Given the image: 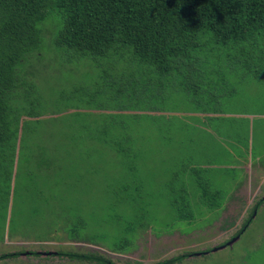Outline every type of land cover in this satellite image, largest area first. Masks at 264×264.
Masks as SVG:
<instances>
[{
	"label": "rangeland",
	"instance_id": "obj_1",
	"mask_svg": "<svg viewBox=\"0 0 264 264\" xmlns=\"http://www.w3.org/2000/svg\"><path fill=\"white\" fill-rule=\"evenodd\" d=\"M59 23H62L60 17L52 16L40 29L44 34V29L49 28L51 35H55L60 29ZM45 45L43 42L42 47ZM208 58L203 62L207 92L196 95L195 99L201 100L197 106L191 95L182 94L175 88L170 94L144 93L143 99L137 101L124 97L111 100L105 96L114 92L95 94V89L107 83L103 72L108 71V63L99 68L89 60L75 58L67 61L54 57L29 60L19 66V76L33 78L38 90V102L22 111L50 117L72 111L62 121L63 125L81 117L78 114L81 109L159 108L160 113L153 115L159 123L155 132L156 146L150 154L154 163H150L151 170L144 174V177H152L154 182L145 188L141 186L144 199L142 203L140 201V209L146 213L150 225L148 229H139L134 243L126 250L123 244L130 243L124 241L126 236L122 233L117 234V239L113 236L120 231L119 223L124 220L120 218L119 223L112 221L115 218L113 215L119 214L118 207L126 210L132 204L126 201L129 193L121 201L116 200V188L111 186L114 175L99 177L97 181L101 186L91 187L90 181H94L95 177L88 176L82 167L75 168V161L70 160L75 155L72 153L65 155L67 158L58 164V168L66 167L63 175L68 170L71 180L64 178V186L56 189L55 172L49 178L51 180L40 179L39 174L34 176L29 164L22 166L21 163L16 176L19 180L12 189L13 198L5 204V208L0 209V255L36 252L41 256H21L0 264H89L52 256L58 252L93 254L114 264H156L183 254L198 256L231 241L252 215L256 203L264 198V77L258 79L251 72V61L247 65L236 61L225 64L216 56L210 61ZM126 64H117L114 70L116 78L121 76L119 72L127 74L150 70L145 66ZM140 75L144 76L136 74L134 79L139 80ZM222 80L225 86L211 87ZM12 105L15 107V103L12 102ZM200 109H213L217 113L209 115L202 125L196 115L186 117ZM167 124L171 130H168ZM56 126L55 122L49 124V132L52 133L49 146L54 147L55 155L56 142L64 138L57 136V131L62 133L63 130H57ZM140 129L147 138L153 134L152 130L143 126ZM191 131L196 140L189 141L188 145L186 141ZM87 149L84 147L81 151ZM145 150L149 151L146 145ZM147 152H144L145 155ZM119 154L123 153H115L113 159L120 160ZM251 170L256 177L253 184L255 205H249L252 198ZM12 172L15 175L16 171ZM23 172L29 173L34 180L23 185L28 192L17 185V181H22L20 176ZM74 181L78 186L72 184ZM47 184H52L54 189L51 190ZM237 186L240 187L239 203L232 205L230 210L222 211L224 201L221 200L208 205L201 203L203 197H221L235 191ZM60 188L63 191L59 192ZM258 188H261L260 193ZM61 195L68 198L61 199ZM179 198L188 200V207L172 203ZM79 216L87 225L71 236ZM92 218L96 221L91 222ZM106 218L109 223L102 235L110 237L106 241L90 237L92 234L100 235L96 231H99L96 223ZM90 229H94L93 233ZM75 235L80 237L75 238ZM120 241L122 245H119ZM50 253V256H45ZM182 264H264V204L253 214L250 227L232 247L190 258Z\"/></svg>",
	"mask_w": 264,
	"mask_h": 264
},
{
	"label": "trees",
	"instance_id": "obj_2",
	"mask_svg": "<svg viewBox=\"0 0 264 264\" xmlns=\"http://www.w3.org/2000/svg\"><path fill=\"white\" fill-rule=\"evenodd\" d=\"M52 16H59L62 20L58 24L60 29L51 35V30L44 26L43 34L40 26ZM43 42L46 45L42 47ZM215 56L225 64L236 61L247 65L251 61V72L258 79H263L264 0H0V209L13 198V186L19 180V177L16 179L19 164H29L34 176L39 174L44 180H51L49 178L55 172L58 189L64 186V178L71 180L68 170L63 175L66 167L58 168V164L67 158L65 155L75 153L71 162L75 161L76 169H86L88 176L114 175L111 186L116 188V200L121 201L129 193L126 201L131 202V207L126 210L118 207L119 214H114L112 221L119 223L123 218L122 224L119 223L120 231L113 236L117 239V234L125 235L124 241L130 243L123 246L129 250L139 229H148L150 225L146 213L140 209V201L142 203L144 199L141 186L145 188L154 182L152 177H144L151 170V150H145V145L147 149L149 147L150 138L139 130L141 126L149 128V117L145 113H151L152 117L160 113L159 108L81 109L78 114L82 116L64 126L62 121L72 111L54 117L24 112L27 106L32 107L38 102V90L33 78L19 76L18 68L29 60L54 57L67 61L75 58L89 60L99 68L108 63V71L103 72L107 83L95 89V94L114 92L105 96L111 100L124 97L137 101L143 99L144 93L170 94L175 88L195 99L196 95L207 92L203 62H206L205 58L209 57L207 60L210 61ZM122 63H127L125 66H145L150 70L119 72L121 76L116 78L114 70L117 64ZM136 74L144 76L140 75L139 80H135ZM223 81L211 87L225 86L221 83ZM200 101L198 98L193 103L197 106ZM215 112L213 109H200L195 113L216 115ZM192 113L194 111L186 117L191 118ZM54 122L57 130H63L62 133L57 131V136L64 137L55 144L56 155L54 147L49 146L52 134L49 124ZM190 129L187 128V132ZM195 140L191 131L186 142L189 145V141ZM84 147L88 149L82 152ZM115 153H123L119 154L120 160L113 159ZM12 170L16 171L15 175ZM29 176L23 172L20 176L22 181H17V185L23 189V185L34 182ZM131 177H137L138 181ZM72 184L78 186L76 181ZM97 184L101 186L100 182ZM47 186L54 189L52 184ZM61 188L59 192L63 191ZM61 196V199L68 198ZM172 203L188 207L185 199L179 198ZM202 203L208 205L209 201ZM263 204L264 198L256 203L252 217L231 241L247 231L253 214ZM77 219L78 224L73 227L71 236L87 225L82 216ZM107 220H99L96 223L99 231H96L100 235L92 234L90 237L106 241L110 236L102 233L109 223ZM95 221V218L91 219V222ZM90 230L93 233L94 229ZM119 245H122L121 241ZM212 251L201 252L200 256ZM21 256L39 257L41 254L5 253L0 255V263ZM52 256L78 263L114 264L93 254L58 252ZM200 256L183 254L156 264H182Z\"/></svg>",
	"mask_w": 264,
	"mask_h": 264
},
{
	"label": "crops",
	"instance_id": "obj_3",
	"mask_svg": "<svg viewBox=\"0 0 264 264\" xmlns=\"http://www.w3.org/2000/svg\"><path fill=\"white\" fill-rule=\"evenodd\" d=\"M137 113L138 114H144L145 112L144 113L143 112H137ZM215 113H217V112H215ZM145 114L149 117L148 118L149 123H147L148 126H149L148 129H150V130L153 131V134H152V136L149 139V147H148V149L151 150V155H152V152L154 151V148H155L154 145L156 146V134H155V132L159 129V127L157 126L158 121L156 119H154L153 116L151 117V113H145ZM192 115H196L197 116V118H198V120L200 122L199 123L200 125H202V123L204 122V120H206L207 116H209V115H203V114L195 113V112L192 113ZM211 116H214V115H211ZM141 117H143V116H141ZM167 125L170 127L169 124H167ZM200 127H202V126H200ZM168 130H171V129H168ZM139 131H142V130L140 129ZM164 131L167 132V130H164ZM151 142H152V144H151ZM227 152H228V150L226 151V153ZM186 160H187V158H185V161ZM152 163H154L153 162V157H152ZM190 165H192V164L190 163ZM89 176L92 177L94 175H89ZM94 177H95V180L94 181L93 180L92 181L89 180L90 181V184H91V187L99 188L98 187V184H97L99 181H97V180H98L99 177H102V176H99L97 178H96V176H94ZM131 178H133V177H131ZM133 180L138 181V178L135 177V178H133ZM255 180H256L255 174H254L253 170H251V190L250 191H251V197L252 198H251V203H249V205H251V204L253 205L254 202H255V200H256V197H255L256 194L254 193V185H253L254 182H255ZM257 192L260 193L261 192V188H258L257 189ZM239 195H240V187L237 186L235 188V191H232V193L224 194L223 196L221 195V197H219V196L203 197L204 199L201 201V203L203 201H207V200L209 201V204L215 203L216 200L224 201L223 202L224 208H223L222 211L225 212L227 210H230V208L232 207V205H234V204H237L238 205V203H239ZM185 201H187V204H188V200H185ZM214 206H217V205H214Z\"/></svg>",
	"mask_w": 264,
	"mask_h": 264
},
{
	"label": "water",
	"instance_id": "obj_4",
	"mask_svg": "<svg viewBox=\"0 0 264 264\" xmlns=\"http://www.w3.org/2000/svg\"><path fill=\"white\" fill-rule=\"evenodd\" d=\"M239 239H240V236L236 237L235 239H233L231 242H229L226 246H224V247H222V248H215V249L213 250V252H218L219 250H221V249H223V248H226L227 246L231 247V246H233V244H234L235 242H237ZM50 255H51V253H50V254H45V256H50ZM200 255H201V253L198 254V256H200Z\"/></svg>",
	"mask_w": 264,
	"mask_h": 264
},
{
	"label": "clouds",
	"instance_id": "obj_5",
	"mask_svg": "<svg viewBox=\"0 0 264 264\" xmlns=\"http://www.w3.org/2000/svg\"><path fill=\"white\" fill-rule=\"evenodd\" d=\"M254 208H255V207H254ZM254 208H253V209H254Z\"/></svg>",
	"mask_w": 264,
	"mask_h": 264
}]
</instances>
